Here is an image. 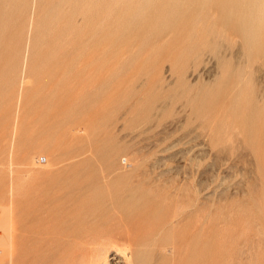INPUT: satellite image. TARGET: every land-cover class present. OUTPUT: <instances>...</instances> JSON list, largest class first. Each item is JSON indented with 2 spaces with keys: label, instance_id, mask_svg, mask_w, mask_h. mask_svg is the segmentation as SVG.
Masks as SVG:
<instances>
[{
  "label": "rangeland",
  "instance_id": "374dc122",
  "mask_svg": "<svg viewBox=\"0 0 264 264\" xmlns=\"http://www.w3.org/2000/svg\"><path fill=\"white\" fill-rule=\"evenodd\" d=\"M0 264H264V0H0Z\"/></svg>",
  "mask_w": 264,
  "mask_h": 264
}]
</instances>
